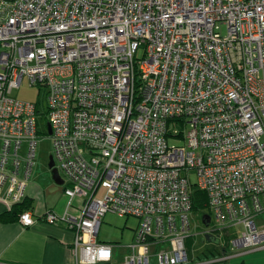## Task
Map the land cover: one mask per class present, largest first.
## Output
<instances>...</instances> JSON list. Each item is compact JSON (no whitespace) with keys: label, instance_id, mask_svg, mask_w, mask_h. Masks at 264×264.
I'll list each match as a JSON object with an SVG mask.
<instances>
[{"label":"built area","instance_id":"2783aa9c","mask_svg":"<svg viewBox=\"0 0 264 264\" xmlns=\"http://www.w3.org/2000/svg\"><path fill=\"white\" fill-rule=\"evenodd\" d=\"M23 79L45 89V134L66 180L64 212L42 218L73 231L76 264L113 259L97 240L107 212L138 219L120 264H190L193 186L210 212L202 237L241 224L232 244L264 247V0H0L9 209L26 197L39 134L37 105L12 96ZM18 220L33 223L28 210Z\"/></svg>","mask_w":264,"mask_h":264},{"label":"crops","instance_id":"0c3cea01","mask_svg":"<svg viewBox=\"0 0 264 264\" xmlns=\"http://www.w3.org/2000/svg\"><path fill=\"white\" fill-rule=\"evenodd\" d=\"M64 182L66 184V180ZM49 186L50 184L45 181L43 183L31 179L28 181L25 197L27 202L23 211L31 212L32 224L23 225L17 216L8 217L7 221L0 219V264H76L72 251L73 231L65 223H48L42 218L48 210L62 214L68 201L63 193V186L60 192L50 191ZM77 206L72 200L67 211L77 215ZM8 209L9 207L0 200V216ZM134 232L135 229L132 232L125 230L120 232V237L125 239L126 243L100 241L112 245L113 259L96 264H120L122 257L131 252L130 245ZM119 252H122V257L117 261L115 256ZM217 263L264 264V247L248 251L239 250L236 253L228 251L225 258Z\"/></svg>","mask_w":264,"mask_h":264},{"label":"rangeland","instance_id":"374dc122","mask_svg":"<svg viewBox=\"0 0 264 264\" xmlns=\"http://www.w3.org/2000/svg\"><path fill=\"white\" fill-rule=\"evenodd\" d=\"M12 96L35 103L37 105V128L39 131L36 146H35V157L33 159V167L30 175L31 180L41 181L42 183L48 182L50 184L49 190L51 191H62V186L66 184H56L50 174V170L47 166L49 155H51V140L46 135V98L45 89L40 85H28L27 80L23 79L19 87L12 90ZM169 144H179L175 140H168ZM186 177L189 182L194 185L197 183V175L195 170H189L186 173ZM102 190H98L96 195H101ZM74 203L80 204V199L75 197ZM190 221V236L185 240V246L188 253L190 264H218L212 262L214 259L219 258L221 249H226L229 252L236 253L240 249L232 244V239L238 237L243 232V226L237 224L233 226L229 231L228 235L216 239L218 241H207L202 240L201 231L205 228L202 224V212L200 210L189 212ZM264 219V213L262 214ZM138 219L133 216L119 217L116 214L107 212L101 220L97 240L99 241H119L120 243H126L125 239L120 237V232L125 230L132 232L133 229H137ZM164 245L161 244L160 248ZM123 252V251H122ZM122 252L116 253L115 259L118 261L122 257ZM151 263L154 261L151 259Z\"/></svg>","mask_w":264,"mask_h":264},{"label":"trees","instance_id":"16d2710c","mask_svg":"<svg viewBox=\"0 0 264 264\" xmlns=\"http://www.w3.org/2000/svg\"><path fill=\"white\" fill-rule=\"evenodd\" d=\"M190 198H191V210L193 211L200 210L202 212V217H201L202 224H204L205 228H207L208 225L210 224V212L207 205V197L205 191L193 186L191 189ZM26 202L27 201L24 199V201L15 204L13 207L8 209V211H6L3 215H1L0 219L3 221H7L9 219L8 217H12V218H14L15 216L18 217L19 213L25 210L24 208L26 207L25 205ZM226 234H227L226 231H224L222 237L226 236ZM209 235L212 236L214 239H219L211 234ZM227 252L228 251L226 249L222 248L220 254H227Z\"/></svg>","mask_w":264,"mask_h":264},{"label":"water","instance_id":"95a60500","mask_svg":"<svg viewBox=\"0 0 264 264\" xmlns=\"http://www.w3.org/2000/svg\"><path fill=\"white\" fill-rule=\"evenodd\" d=\"M47 131H48V134L51 133L49 125H47ZM47 166H48V168L50 170V174H51L52 180L56 184H62L63 183V179L61 178V176H60L59 172L57 171V169L55 167H53V158H52L51 155H49V157H48ZM202 240H207V241L214 240V241H217L216 239H214L209 234H205L204 237H202Z\"/></svg>","mask_w":264,"mask_h":264},{"label":"clouds","instance_id":"9594fccd","mask_svg":"<svg viewBox=\"0 0 264 264\" xmlns=\"http://www.w3.org/2000/svg\"><path fill=\"white\" fill-rule=\"evenodd\" d=\"M222 255H224V254H220V256H222ZM220 256H219V258H217V259H214L212 262H219V261H221V259H220Z\"/></svg>","mask_w":264,"mask_h":264}]
</instances>
